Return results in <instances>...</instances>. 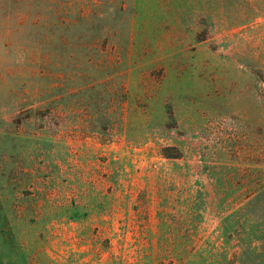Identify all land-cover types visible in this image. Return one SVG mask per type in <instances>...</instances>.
<instances>
[{
  "label": "rangeland",
  "instance_id": "374dc122",
  "mask_svg": "<svg viewBox=\"0 0 264 264\" xmlns=\"http://www.w3.org/2000/svg\"><path fill=\"white\" fill-rule=\"evenodd\" d=\"M0 264H264V0H0Z\"/></svg>",
  "mask_w": 264,
  "mask_h": 264
}]
</instances>
